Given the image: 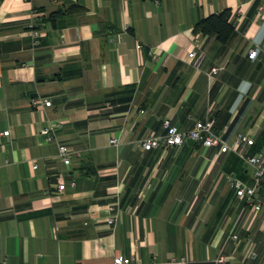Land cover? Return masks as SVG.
I'll return each instance as SVG.
<instances>
[{"label": "crops", "instance_id": "1", "mask_svg": "<svg viewBox=\"0 0 264 264\" xmlns=\"http://www.w3.org/2000/svg\"><path fill=\"white\" fill-rule=\"evenodd\" d=\"M227 8V42L194 30ZM263 41L264 0H0V264H264V186L255 211L227 178L253 184L245 158L138 146L166 118L182 131L208 118L231 146L247 133L248 154L264 152V51L249 56ZM59 142L80 152L71 165Z\"/></svg>", "mask_w": 264, "mask_h": 264}, {"label": "built area", "instance_id": "2", "mask_svg": "<svg viewBox=\"0 0 264 264\" xmlns=\"http://www.w3.org/2000/svg\"><path fill=\"white\" fill-rule=\"evenodd\" d=\"M34 45H38L40 43L41 33L39 31H34ZM195 41L198 42L199 38L195 37ZM138 47H142V44H139ZM258 49H262L264 51V41L260 45H256V47L250 50L249 56L254 58L257 55ZM153 58H157L159 53L156 51L152 52ZM200 58H202V52L197 53V51L192 50L188 54V62L194 66H198L200 62ZM223 66H213L209 72L210 78H212L216 73L222 69ZM31 104L33 106L38 105H46L50 106L52 101L48 98L43 97H35L31 99ZM165 127V133L161 136H152L141 140L138 143V146L141 147L145 151L152 150L154 148L164 147L169 148L174 145H181L183 142L187 141L189 138L193 139L196 143H200L203 147H213L219 146V152L224 153L230 150H234L238 155L245 158L247 162L252 166L253 173V184L248 185L244 183L240 178L236 176L234 173L228 174L227 178L234 188L236 195L239 198H244L247 204L252 205L255 211L261 210L262 202L259 199V190L264 183V152L258 151L254 154H248V150L255 144V139L248 135L247 133H239L237 136L238 144L235 146H231L229 142L226 140L225 133L218 132L214 129V123L212 119H203L197 120L194 126L188 131H182L176 126L172 124L169 118L164 119L163 121ZM61 123H53L50 122L46 126H44L40 133L44 137V141H55L56 133L60 129ZM2 135L9 136L11 134V130H4L1 132ZM110 144L118 145L119 139L116 137H111L109 140ZM59 157L66 165H71L72 158L74 154L80 153L78 150H75L73 147L69 146L65 143H58ZM37 167V165H34ZM59 190L64 191L66 188L65 182L61 181L58 185ZM111 209L112 206H110ZM117 220V215H111L107 221L109 224H113ZM231 237L234 239H238V234L233 232L231 233ZM230 258V255L220 254L211 264H222ZM184 260V259H183ZM1 264H7L6 262H2ZM76 264H82L81 262H77ZM114 264H167L165 262H149L144 263L139 259H135L134 257H126L123 255L114 256Z\"/></svg>", "mask_w": 264, "mask_h": 264}, {"label": "trees", "instance_id": "3", "mask_svg": "<svg viewBox=\"0 0 264 264\" xmlns=\"http://www.w3.org/2000/svg\"><path fill=\"white\" fill-rule=\"evenodd\" d=\"M232 9L227 8L218 13L210 14L195 24L194 30L205 35L216 34L222 42H227L234 32V25L231 21ZM259 144L264 143V130L259 138ZM256 143L252 146V148ZM259 151V150H257ZM254 151V152H257ZM264 183L262 184V187Z\"/></svg>", "mask_w": 264, "mask_h": 264}, {"label": "water", "instance_id": "4", "mask_svg": "<svg viewBox=\"0 0 264 264\" xmlns=\"http://www.w3.org/2000/svg\"><path fill=\"white\" fill-rule=\"evenodd\" d=\"M188 142L191 143V144H193V145L196 143V142H195L193 139H191V138L188 139Z\"/></svg>", "mask_w": 264, "mask_h": 264}]
</instances>
